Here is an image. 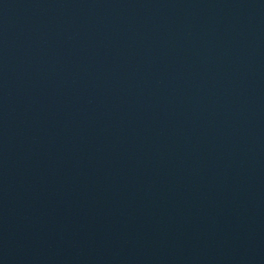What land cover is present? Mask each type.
I'll return each instance as SVG.
<instances>
[{"label": "water", "instance_id": "water-1", "mask_svg": "<svg viewBox=\"0 0 264 264\" xmlns=\"http://www.w3.org/2000/svg\"><path fill=\"white\" fill-rule=\"evenodd\" d=\"M0 264H264V0H0Z\"/></svg>", "mask_w": 264, "mask_h": 264}]
</instances>
